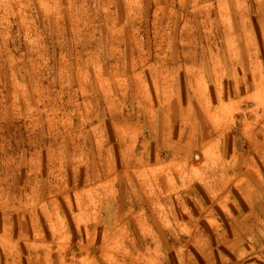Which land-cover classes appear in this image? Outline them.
<instances>
[{"label":"rangeland","instance_id":"374dc122","mask_svg":"<svg viewBox=\"0 0 264 264\" xmlns=\"http://www.w3.org/2000/svg\"><path fill=\"white\" fill-rule=\"evenodd\" d=\"M0 264H264V0H0Z\"/></svg>","mask_w":264,"mask_h":264},{"label":"crops","instance_id":"0c3cea01","mask_svg":"<svg viewBox=\"0 0 264 264\" xmlns=\"http://www.w3.org/2000/svg\"><path fill=\"white\" fill-rule=\"evenodd\" d=\"M246 174V171H244V172H242V174ZM248 173V172H247ZM247 175V174H246ZM243 178H241V180H242ZM244 180L246 181V177L244 178ZM243 180V181H244ZM247 182V181H246ZM235 189H237V191H238V193H240V195L242 194V189L243 188H240L239 187V185H237V187H234ZM226 189H225V187H221V188H219L218 189V191H216V194H215V196L217 197V200L220 198L221 200H222V205L224 204V205H226L227 203H225L224 202V200H226V198L224 199L223 197H224V193L226 192L225 191ZM245 190V192H247V191H252V187H250L249 185H246V189H244ZM248 204V203H247Z\"/></svg>","mask_w":264,"mask_h":264},{"label":"bare ground","instance_id":"6f19581e","mask_svg":"<svg viewBox=\"0 0 264 264\" xmlns=\"http://www.w3.org/2000/svg\"><path fill=\"white\" fill-rule=\"evenodd\" d=\"M221 125V124H220Z\"/></svg>","mask_w":264,"mask_h":264}]
</instances>
